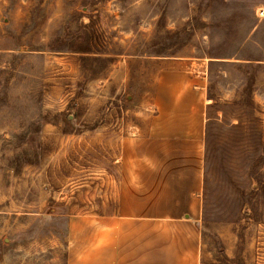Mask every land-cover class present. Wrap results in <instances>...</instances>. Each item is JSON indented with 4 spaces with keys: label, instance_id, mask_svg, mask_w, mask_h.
Listing matches in <instances>:
<instances>
[{
    "label": "rangeland",
    "instance_id": "1",
    "mask_svg": "<svg viewBox=\"0 0 264 264\" xmlns=\"http://www.w3.org/2000/svg\"><path fill=\"white\" fill-rule=\"evenodd\" d=\"M170 71L205 94L208 258L264 264V0H0V264H66L69 220L115 209Z\"/></svg>",
    "mask_w": 264,
    "mask_h": 264
},
{
    "label": "crops",
    "instance_id": "2",
    "mask_svg": "<svg viewBox=\"0 0 264 264\" xmlns=\"http://www.w3.org/2000/svg\"><path fill=\"white\" fill-rule=\"evenodd\" d=\"M194 79L170 71L158 80L162 107L148 134L120 145L115 209L69 220L66 264H216L204 249L205 94Z\"/></svg>",
    "mask_w": 264,
    "mask_h": 264
}]
</instances>
